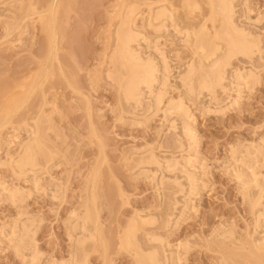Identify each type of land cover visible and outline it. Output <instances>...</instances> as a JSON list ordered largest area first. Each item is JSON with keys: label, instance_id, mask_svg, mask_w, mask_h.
Returning a JSON list of instances; mask_svg holds the SVG:
<instances>
[{"label": "rangeland", "instance_id": "obj_1", "mask_svg": "<svg viewBox=\"0 0 264 264\" xmlns=\"http://www.w3.org/2000/svg\"><path fill=\"white\" fill-rule=\"evenodd\" d=\"M184 1L0 0V161L7 159L5 146L11 141L10 154L17 157L29 127L38 129L41 142L35 151L37 191L26 178L0 166V179L25 195L16 203L0 197V232L15 227L18 239L28 244L23 252L9 238L3 240L0 264H30L32 252L38 251L40 264H142L139 255L152 251L160 264H171L177 247L185 249L180 264H264V248L255 246L264 237V219L257 222L264 214V192L254 208L259 188L240 184L225 165L232 151L248 160L249 152L262 150L250 166L264 185V52L254 63L242 57L231 61L224 82L228 89L231 71L251 65L259 70V82L232 107L228 96H237L230 91L217 89L216 100L206 92L199 98L198 91L188 97L179 77L199 55L172 32L162 34L173 86L163 106L170 97L186 96L196 140L190 146L179 120L172 130L162 113H149L147 102L128 103L122 94L124 71L113 60L115 34L132 6L138 28L150 9L162 6L183 28L199 32L205 21L200 40L206 54L213 42L224 51V42L214 39L220 18L212 19L209 0H189L198 7L191 14ZM234 5L236 24L260 37L264 50V0H248L247 5L234 0ZM245 6L252 22L244 18ZM144 31L155 37L153 29ZM152 153L161 161L198 157V194L187 195L183 162L163 176L150 165ZM144 170L155 174L157 182L144 179ZM87 212L86 228L94 240L80 247L71 237L79 238L80 232H70L68 219ZM132 231L137 237L128 245L126 235Z\"/></svg>", "mask_w": 264, "mask_h": 264}, {"label": "bare ground", "instance_id": "obj_2", "mask_svg": "<svg viewBox=\"0 0 264 264\" xmlns=\"http://www.w3.org/2000/svg\"><path fill=\"white\" fill-rule=\"evenodd\" d=\"M247 1L248 0H245L246 5H247ZM209 2L211 5L212 19L220 18V29L215 31L214 39L224 42L225 45L224 51L220 49L219 45H217L216 42H213L212 44L215 43L213 50L211 51V53L207 55L204 46L205 43L204 42L201 43L202 40H200V34L204 30H206V24H205L206 22L202 21L203 23L200 26L199 32H196L189 28H183L181 27L182 25L180 26L176 21L173 11L167 8L166 6L159 7L156 11L150 9L148 17L142 18L144 24L139 28L135 26V22H134L136 9L134 8V6L130 7L128 13L126 12L127 14L124 17L121 24L119 25V28L115 34L116 48L113 53V60L114 63L119 64L122 70L124 71V73H122L121 75V80L122 82H124L122 89V94L124 99L128 103L132 102L133 104L134 102L139 106L140 105L142 106L144 101L147 102L149 113L152 112L154 115L162 113L164 121L168 122L170 129L172 130L175 129L176 121L179 120L181 123L182 133L184 137L187 138L188 141H190L189 146L191 144H195L196 140L192 128L193 114L190 112L189 107H187V105L184 102V98L186 96L184 95L185 96L184 98H182L181 96L178 99L170 97L167 101V104L163 106L164 100L165 98H168L170 94V90L173 88V86L171 85V81H170V78L172 76L170 75L171 70L168 63V58L166 56V52L164 51L160 43L162 36H164L162 34L165 33L167 34L168 32H172L174 36H176L177 39H179L182 44L186 46H191V48L195 50V54L199 55V60L197 62L193 61L191 63L189 62L187 63L188 66L186 71L183 74L181 73V76L179 77L180 79L179 81L183 86V88H185L184 91H187L188 97L189 98H191V96L193 97V95L196 94V91H198L199 98L200 96H202L204 92H206L212 97L211 98L212 100H216L215 94L217 92L216 91L217 89H221L225 94L228 91H230L235 93L237 96L234 99L231 98L230 95L228 96L229 98L228 102L229 104H231L232 107L233 105L239 104V102L243 99L244 95L248 93V91L253 87V85L259 82V75H258L259 70L257 71V69H255V67L253 68V66L251 65V67L249 68H246L245 66V68L243 69L236 68V70H234L233 72L231 71L232 82L230 83L231 84L230 89H228L227 87H225L226 85L224 86V82L226 81V74H227L226 71L228 67L232 65L231 61L234 59H238L239 57H242L252 62L254 58H256V56L262 59L263 57L262 54L264 52L261 45L262 43L261 38L254 37L255 35L252 36L253 34L251 35L249 32H247L248 30L246 31L244 29V26L242 28L238 24H236L235 22L236 7L234 5V0H209ZM184 5L190 14L195 10L197 11L198 9L197 5L191 4L189 0H185ZM245 7H246V11L244 14L245 15L244 18L248 22H252L250 18L251 10L248 8V6ZM197 20H199V18ZM147 28L153 29L155 33V37L151 38L145 33L144 30H146ZM194 28L195 26L193 27V29ZM197 42H198V46H196ZM219 51L222 52L221 55L218 54ZM211 59H213L212 62H209ZM206 62H208L209 65H206ZM196 75H199L197 85L194 83V77ZM204 95L207 94L204 93ZM202 109L204 113L205 112L207 113L208 111L207 109L204 108ZM173 116L175 119L173 118L171 119V117ZM25 135H26V139H23L22 137H18V138H22L23 141H21L20 143V152L18 153L17 157H13L10 154V151L14 147L13 146L14 142L11 141L6 144L5 154L7 159H5V161H0V166L9 167L14 173V175H16L17 177H22L20 179H23V177L24 179L26 178V181L29 184V186H31V188L37 191V188L40 186L38 179L39 176L38 177L36 176L37 174L36 171H34V169L37 167L36 159H35V151L40 146L41 143L39 138V132L35 126L29 127L26 130ZM181 147L184 148L183 144ZM261 151L262 150L258 149V151H256L255 153L249 152L248 156L249 157L251 156V159L247 158L248 160H244V158L240 156V154L242 153L241 151H235V152L232 151L231 158H229V160L225 163L227 169L230 170L231 172H234L235 174L234 176H236V179L239 181V183L241 182L244 186L254 185L255 187L259 188L261 197H259L256 201L252 202L254 208H258L261 204L262 193L264 192V185L260 184V181H258V178L255 175V171H253L254 169L251 170L250 164L251 162H253V160H255L256 158H258V156L261 155L260 154ZM146 159L148 158L146 157ZM149 160H150V165L156 166L158 168V173L160 172V174H162L163 176L165 172H170L171 170L174 171V169H177L179 164L183 162L182 165L184 164V166H182L181 172L187 177L189 183L188 186L189 191L187 192V195L191 197L195 194H198L197 192L198 189L200 188L199 179L197 178L198 177L197 175H194V171L198 169L197 167H199L200 159H198V157L192 158L191 156H187L186 158H182L180 162L176 158L161 161L160 158H157L152 153L150 155ZM231 161H234L236 166L231 168ZM142 174L144 176V179H150L151 180V181L149 180L150 182L156 181L154 180L155 174L152 175L150 173V170L149 171L144 170ZM179 185L180 184L177 183V186ZM183 190L184 189H182L184 195L185 190L184 191ZM0 197H2L4 201L16 203V202H22L25 198V195L22 192V190L18 189L16 186L13 185L10 186L8 185L7 182L0 179ZM252 199L250 201H252ZM74 215L75 216L73 217H71L72 216L71 215L70 216L71 218L68 219V222L71 225V228L69 229L71 230L70 232L73 233V235L77 234V232H80V237L75 238L71 236V233L70 236L75 239V240L73 239L72 241H74L76 245L82 247L84 243L87 242V240L88 241L94 240V235L89 233V231L86 228L88 221L90 220V217L88 212L84 214V216L82 217H78L77 214ZM263 219H264V214L262 213L259 214L257 220L258 226L263 222ZM1 230L2 231L0 232V246L3 240L5 241L6 238L7 239L9 238V240H11V242L9 243H13L15 248L17 249L19 248V250L23 252L24 250H27L26 246L28 244H25L26 241L25 242L23 241L25 239L23 237L24 235H22V237L24 238V239L22 238L23 240L20 239L21 237L18 239L16 235L17 233L15 234V227L9 226L6 227L4 230L3 229ZM26 234L27 233H25V235ZM136 235L135 233H133V231L126 235L125 240L128 245H134L133 239L137 237ZM258 241H257L258 243L257 242L255 243V246L258 249L264 248V237L262 238L261 241L260 240ZM183 248L177 247L176 249L174 248L175 250H172V252L170 251L171 252L170 259L169 258L168 259L170 260L169 262L171 264L182 263L181 260L183 258L181 259V254L185 253V252H181L185 250V249L182 250ZM143 250H145V248ZM147 251L149 250L147 249ZM32 254L33 256L30 257L31 258L30 264H40L39 262L41 257L39 251L35 253L32 252ZM157 254L153 251L147 252L146 254H141L139 255L140 262H142V264H160L159 261L160 258L158 259ZM51 264H58V263L52 262ZM59 264H64V262ZM68 264H82V263H79L74 260L72 261V263H68Z\"/></svg>", "mask_w": 264, "mask_h": 264}]
</instances>
